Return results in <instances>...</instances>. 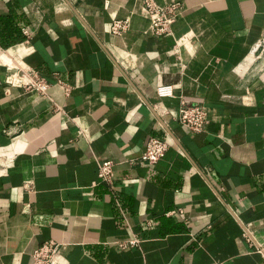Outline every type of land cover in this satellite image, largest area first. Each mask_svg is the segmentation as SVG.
I'll list each match as a JSON object with an SVG mask.
<instances>
[{
    "label": "crops",
    "instance_id": "obj_1",
    "mask_svg": "<svg viewBox=\"0 0 264 264\" xmlns=\"http://www.w3.org/2000/svg\"><path fill=\"white\" fill-rule=\"evenodd\" d=\"M154 1L177 7L169 35L141 0H0V264L47 241L60 264H264V0ZM11 60L47 98L7 84ZM182 101L202 132L174 120ZM149 136L169 143L152 166Z\"/></svg>",
    "mask_w": 264,
    "mask_h": 264
},
{
    "label": "built area",
    "instance_id": "obj_2",
    "mask_svg": "<svg viewBox=\"0 0 264 264\" xmlns=\"http://www.w3.org/2000/svg\"><path fill=\"white\" fill-rule=\"evenodd\" d=\"M144 11L150 20V32L154 36H166L171 33V26L175 22L177 13L176 6L171 5L162 7L156 4L154 0H141ZM130 29V19H116L109 25V32L114 37H119L125 34ZM11 70L6 78L9 85L25 88L29 91H34L44 98H47V90L49 85L37 74V72L26 68L20 60H11L8 64ZM156 94L159 98H172V86H159L156 89ZM174 120L184 127L188 132L193 134L200 133L208 123L207 111L199 104H190L184 101L180 102ZM169 147V143L164 138L149 136L144 150L139 158L143 163L149 166L154 165L162 159ZM8 161H0V175L5 173ZM98 181L110 187L111 190L116 188L113 186L114 180V163L112 161L98 162ZM167 217H176L179 220L186 222L180 209H174L165 213ZM148 227L151 222L146 223ZM190 241H196V235L189 233ZM248 240V239H247ZM139 239L133 238L128 241L119 243L122 249L137 246ZM61 246L54 241H47L37 246L29 254L31 264H60ZM214 264H226L224 262H216Z\"/></svg>",
    "mask_w": 264,
    "mask_h": 264
}]
</instances>
